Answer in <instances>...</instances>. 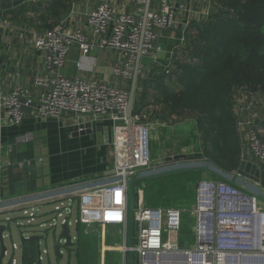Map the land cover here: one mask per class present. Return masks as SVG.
I'll use <instances>...</instances> for the list:
<instances>
[{"label":"built area","instance_id":"built-area-1","mask_svg":"<svg viewBox=\"0 0 264 264\" xmlns=\"http://www.w3.org/2000/svg\"><path fill=\"white\" fill-rule=\"evenodd\" d=\"M135 2L137 7L131 13L118 11L111 2L103 1L87 14L88 25L93 34L101 38V46L111 47L122 53L125 67H115L114 73L125 77L132 76L139 55L151 56L158 63L163 51L158 42L159 33L177 23L171 0H157L156 9L147 14L146 0ZM183 40L184 37L179 45ZM32 42L38 51L43 52L44 64L49 74L37 76L35 83L42 91L36 97L29 95L22 86L5 93L0 82V107L5 112L0 120L5 124H19L23 121V106L26 105L33 106L41 118H60L65 113L72 112L88 116L91 122L111 120L115 162L109 177L103 181L73 183L29 198H20L17 202L0 197V210L26 206L22 209L27 218L26 224H20L26 232L25 236L38 225L44 228L49 225L53 229L67 224L71 240L75 244L77 234L72 235L71 228L81 223L87 229L99 230L101 254L104 257L105 251L110 249L106 245V230L110 226H121L125 241L121 250L125 256L132 250L137 264H264L262 183L261 180L237 178L240 175L238 169L228 173L219 169V174H213L214 179L199 180L190 209L147 206L142 202L136 204L134 244L129 247L128 181L132 175H140L137 174L140 168L150 165L148 127L141 124L140 114L132 115L134 131L130 137L126 125L129 91L97 79L69 78L62 72L69 48L74 42L79 44L83 52L82 61L84 54L92 47L82 30H71L61 21L50 29L34 31ZM170 59L171 57L165 64L167 72L171 66ZM77 65L80 66L81 62ZM240 126L247 127L246 137L249 143V149L242 154V160H248L251 155L260 167V163H264L261 129L252 125L250 118L240 121ZM141 129L146 132L145 148L139 132ZM77 192L82 193L72 197ZM61 196L67 198L52 203L54 208L48 212L52 216L50 223H36L44 214L43 205L27 204ZM186 211L193 217V243L190 247H182L184 244L179 242ZM8 219H0V224ZM59 242L66 241L60 238ZM17 250H20V257L15 256ZM7 254L8 250L5 256ZM46 260L50 264V251L41 247L39 254L35 251L27 252L24 262L23 250L13 243L8 264H44Z\"/></svg>","mask_w":264,"mask_h":264},{"label":"crops","instance_id":"crops-1","mask_svg":"<svg viewBox=\"0 0 264 264\" xmlns=\"http://www.w3.org/2000/svg\"><path fill=\"white\" fill-rule=\"evenodd\" d=\"M51 1L0 0V82L5 93L11 92L17 86H22L33 97L42 91L35 83L36 78L49 72L44 64L43 52L38 51L32 42V34L37 29L26 23H14L11 11L23 5L31 8L35 2L45 6ZM103 1L111 2L118 11L129 13L134 12L137 7L135 0H73L70 9L55 24L62 21L71 30H82L92 47L84 54L82 61L83 52L79 44L74 42L69 48L62 72L69 78L82 77L104 81L125 89L130 94L137 64L139 63L140 74L154 61L151 56L142 55L138 57L131 77L114 73L115 67H125L122 53L114 48L101 46V38L93 34L87 22L90 10ZM171 2L175 8L177 23L159 33L158 42L163 51L158 63L162 65L168 62L174 49L179 46L191 22L204 20L212 7L211 0ZM156 5L157 0H151L149 11L155 10ZM37 16L32 9L27 13L28 18L36 19ZM78 62H81L80 66L77 65ZM151 108L153 109V106H149L144 112L143 118H146L145 113L149 114ZM23 110L24 118L19 124H5L0 120V197L17 202L20 198H29L73 183L97 182L109 177L115 161L111 120L91 122L88 116L72 112L65 113L60 118H41L33 106H23ZM4 113V109L0 107V116ZM150 120L158 130L157 138L164 146L162 157L165 160L176 154L199 152L197 144L192 141V119L183 120L185 125L190 126L189 132L185 133H181L180 123L170 125L152 117ZM257 125L264 134V123ZM79 126L84 127L83 132L78 130ZM27 135L29 137L25 138ZM248 158L249 161H257L251 155ZM205 172L213 177V174ZM243 178L249 179L244 176ZM262 189L264 191L263 186ZM261 194L263 196L264 193ZM194 199L195 191L192 200ZM81 226L84 236L86 226ZM18 246L20 247V244ZM109 250L111 249H107L105 254ZM27 252L33 253V249L29 247ZM105 254L104 257L101 255L100 264H106ZM122 264H127L124 252Z\"/></svg>","mask_w":264,"mask_h":264},{"label":"trees","instance_id":"trees-1","mask_svg":"<svg viewBox=\"0 0 264 264\" xmlns=\"http://www.w3.org/2000/svg\"><path fill=\"white\" fill-rule=\"evenodd\" d=\"M72 1L23 5L11 11L12 20L41 32L52 28ZM211 4L208 16L185 30L168 72L165 65L152 62L139 74L132 114H140L142 120L153 106L149 115L155 120L192 119V141L202 157L228 173L239 168L242 154L249 149L247 127L240 126V121L250 118L258 128L264 123V0H211ZM31 9L38 14L36 19L27 17ZM239 99H243L241 106H237ZM260 167L264 187V163ZM204 172L183 170L137 182L135 201L142 184L161 180L172 187H188L191 179L198 182ZM81 225L68 251L75 252L77 264H87Z\"/></svg>","mask_w":264,"mask_h":264},{"label":"rangeland","instance_id":"rangeland-1","mask_svg":"<svg viewBox=\"0 0 264 264\" xmlns=\"http://www.w3.org/2000/svg\"><path fill=\"white\" fill-rule=\"evenodd\" d=\"M243 99H239L237 101V106H241ZM253 116V114L251 113ZM146 118L140 120L142 125H148L149 127V135H148V150L150 156V165L140 168L138 175L149 176V175H165L167 171L174 170L179 167H194V166H205L211 169L212 172L219 174V168L207 161L204 157L194 158V159H184L180 161L169 162L166 161L162 155L164 154V146L159 138H157L158 130L153 127L151 124L152 120L151 116L148 113H145ZM183 120H189V118H173L170 120L168 124L175 125L176 123H180L181 133L189 132V125H185L186 123ZM184 125V126H183ZM183 126V127H182ZM262 135L264 136L263 132ZM159 139V140H158ZM115 162V161H114ZM114 166V163H113ZM113 168V167H112ZM174 173V172H173ZM243 178L242 175L237 176V178ZM213 179L214 177L209 176L206 172L202 174V179ZM244 179V178H243ZM179 184V178L176 179ZM182 182V181H181ZM188 184V183H187ZM196 180L191 179L189 181V186H180V187H172L171 184L165 183V181L156 180L154 183L149 185L142 184L140 188H138V199L135 201V205L139 202H142L147 206H170V207H178L184 209H190L193 204V194L196 188ZM264 193L263 189L261 190ZM261 203L264 204V201L261 200ZM54 208L53 204H44L43 211L44 214L40 216V219L36 223H40L43 221H47L49 224L52 216H50V211ZM76 217V216H75ZM74 217V218H75ZM14 219L17 224H26V219L23 210H16L7 212L0 216V219ZM193 217L189 211L185 213V219L183 221V226L181 232L179 234V242H183L184 246L182 247H190L193 243L191 227H192ZM106 230V245L111 250L107 251L105 254V262L106 264H122V250H120L124 245V239L122 237L123 228L121 226H110ZM49 228V225H46V229ZM77 226H73L71 228L72 235L76 234ZM20 229L16 225H11V236L7 237L5 240L6 247L8 249V254L4 258V264H8L11 255H12V243L20 244L21 242V233ZM61 233V227H58L57 232L49 231L47 233V245L45 242L42 243V249L48 248L50 251V264H77V255L73 251L70 253L66 247H64L63 252L64 256L60 260H56L55 252H54V240L56 236H59ZM100 232L97 228L94 229H85L84 235V243L83 247L85 248V252L87 255V264H100L101 263V237ZM16 257H20V250L16 251ZM100 261V262H99ZM44 264H48V261H44Z\"/></svg>","mask_w":264,"mask_h":264},{"label":"water","instance_id":"water-1","mask_svg":"<svg viewBox=\"0 0 264 264\" xmlns=\"http://www.w3.org/2000/svg\"><path fill=\"white\" fill-rule=\"evenodd\" d=\"M150 1L151 0H146V10L145 14L149 12V6H150ZM140 57V55H139ZM138 75H139V63L137 64L135 74L132 80V87L130 90V95H129V100H128V107L126 110V125L128 128V132L130 133V137L133 136V122H132V110L134 107L135 103V93H136V87H137V81H138ZM80 127V126H79ZM81 129V130H80ZM78 130L83 132V126H81ZM132 139V138H131ZM202 153L201 152H193V153H188V154H176L173 156H169L166 158L167 161L171 160H184V159H194V158H201ZM133 163V160H131ZM204 170L207 171L211 174H215L214 172L211 171V169L205 167V166H194V167H179L174 170L167 171L166 173H173V172H179L183 170ZM238 173L244 177H247L249 179L259 181L261 180V169L259 165L254 162V161H249V160H242L240 163V166L238 168ZM158 175H149V176H135L132 175L128 181L129 185V213H128V246L132 247L134 244V206H135V184L137 182L145 181L147 179L153 178ZM82 192H77L72 197H77L81 194ZM67 197H55V198H50L46 200H41L39 202H35L33 204H27V206H37V205H44V204H52L53 202L65 199ZM25 205H20L16 207H11V208H6V209H1L0 210V216L11 211H16V210H22L25 208ZM14 224L20 229L21 233V242H20V247L23 250V261L25 262V255L31 247L33 251H35L37 254L40 253L41 251V246L42 243L45 242L47 245V233L49 231H53L54 233L57 232V228H44L42 226H35L30 233L28 232V236H25L26 232L22 229V227L17 224V222L14 219H8V220H3V222L0 224V264H3L4 258H5V253L8 250L5 244V240L7 237L11 236L12 231H11V225ZM64 238L65 243H60L59 239ZM13 244V243H12ZM66 247L67 249L73 248L74 247V242L71 240V234H70V229L67 224L61 225V233L59 236L55 237L54 240V252H55V258L56 260H60L64 256L63 249ZM62 250V251H61ZM127 258V264H134V252L130 250L128 254L126 255Z\"/></svg>","mask_w":264,"mask_h":264},{"label":"bare ground","instance_id":"bare-ground-1","mask_svg":"<svg viewBox=\"0 0 264 264\" xmlns=\"http://www.w3.org/2000/svg\"><path fill=\"white\" fill-rule=\"evenodd\" d=\"M139 132H140V134H141L143 147L145 148V146H146V139H145V137H146V132H145L144 129H141ZM144 148H143V154H145V149H144ZM140 157H141V154H140ZM140 160H141V158L139 159V161H140Z\"/></svg>","mask_w":264,"mask_h":264},{"label":"flooded vegetation","instance_id":"flooded-vegetation-1","mask_svg":"<svg viewBox=\"0 0 264 264\" xmlns=\"http://www.w3.org/2000/svg\"><path fill=\"white\" fill-rule=\"evenodd\" d=\"M170 162H173V161H170Z\"/></svg>","mask_w":264,"mask_h":264}]
</instances>
